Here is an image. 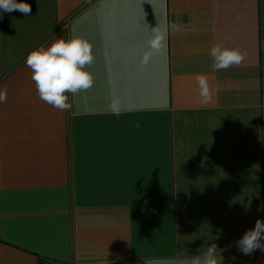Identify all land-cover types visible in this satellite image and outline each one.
<instances>
[{
  "label": "crops",
  "instance_id": "0c3cea01",
  "mask_svg": "<svg viewBox=\"0 0 264 264\" xmlns=\"http://www.w3.org/2000/svg\"><path fill=\"white\" fill-rule=\"evenodd\" d=\"M25 2L0 13V264H188L210 244L264 264L236 246L264 220V0ZM72 28L94 84L59 111L25 59ZM152 28L165 44L145 65ZM213 43L242 62L214 72Z\"/></svg>",
  "mask_w": 264,
  "mask_h": 264
},
{
  "label": "clouds",
  "instance_id": "9594fccd",
  "mask_svg": "<svg viewBox=\"0 0 264 264\" xmlns=\"http://www.w3.org/2000/svg\"><path fill=\"white\" fill-rule=\"evenodd\" d=\"M12 11H19L28 16L32 8L25 0H0V13ZM0 19H2V14H0ZM71 31L73 34L68 39L59 38L47 47L34 48L25 59L26 66L31 70L30 78L35 84L38 98L59 111H71L75 98L91 89L94 84V77L87 70L94 63L92 45L87 39L77 35L75 28ZM147 43L150 51L145 53L142 59L145 65L152 55L161 52L165 37L152 28ZM209 54L212 59L211 68L214 72L239 65L245 55L238 47H226L220 43L211 44ZM195 80L201 102H211L212 89L207 75L198 73ZM6 101L7 90L0 89V103ZM124 110L118 102H112L108 106V111L114 115H120ZM135 127H140L139 122ZM236 246L244 255H251L256 250L264 252V220L258 218L255 226L246 230L243 236L236 241ZM216 253V245L210 244L201 255L192 258L188 264H220Z\"/></svg>",
  "mask_w": 264,
  "mask_h": 264
}]
</instances>
